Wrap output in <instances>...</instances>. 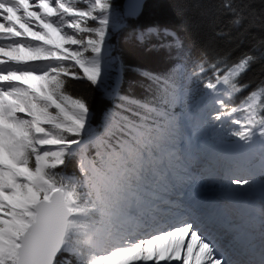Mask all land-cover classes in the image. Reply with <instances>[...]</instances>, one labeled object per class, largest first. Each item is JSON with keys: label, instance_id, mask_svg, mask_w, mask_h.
Wrapping results in <instances>:
<instances>
[{"label": "snow or ice", "instance_id": "1", "mask_svg": "<svg viewBox=\"0 0 264 264\" xmlns=\"http://www.w3.org/2000/svg\"><path fill=\"white\" fill-rule=\"evenodd\" d=\"M222 9L243 24L233 0ZM113 28L111 0H0V264H227L181 211L192 179L183 142L190 120L193 134L211 128L226 158L248 165L247 178L226 170V195L264 176V83L235 103L248 87L238 78L257 57L181 63L179 78L145 72L158 95L125 98L97 132L69 79L103 83ZM153 33L172 35L150 28L139 39ZM259 189L258 216L229 222L211 208L209 223L240 238L258 221L264 239V182ZM250 251L247 264H264V244Z\"/></svg>", "mask_w": 264, "mask_h": 264}, {"label": "trees", "instance_id": "2", "mask_svg": "<svg viewBox=\"0 0 264 264\" xmlns=\"http://www.w3.org/2000/svg\"><path fill=\"white\" fill-rule=\"evenodd\" d=\"M124 0H111L113 25L119 20ZM223 0H147L137 18L126 20L124 27L115 34L110 43L112 57L117 58L122 70V84L113 101L105 96L100 86L111 83L105 75L100 86H93L87 80L69 79V90L83 97L90 108L89 126H102L109 113H118L125 98L140 101L152 100L158 95V85L144 73L164 79L176 76L175 66L181 63L207 60L228 54L233 61L245 53H254L256 61L239 78V84L247 85L235 97L239 103L248 92L264 83V0H233L242 7L245 19L242 25L234 27L230 17L224 14ZM177 10L182 14L178 15ZM150 28L172 30L180 38L179 48L165 51L153 48L146 42H138V32ZM223 30L224 35L217 32ZM155 41V40H153ZM109 75H114L109 72ZM207 76H211L209 71ZM202 88V85H200ZM94 153V149L90 150ZM77 161L69 163L66 173L77 171Z\"/></svg>", "mask_w": 264, "mask_h": 264}, {"label": "rangeland", "instance_id": "3", "mask_svg": "<svg viewBox=\"0 0 264 264\" xmlns=\"http://www.w3.org/2000/svg\"><path fill=\"white\" fill-rule=\"evenodd\" d=\"M119 17H120V19H119V20H120V24L114 26V28L111 30V35L109 36V39H108V44H109V46H110L109 40H110V39L113 37V35H114L117 31H119V30L123 27V25H124V20H125V19L123 18L122 13L119 14ZM110 53H111V52H110V50H109V53H108L107 57L110 55ZM107 57H106V58H107ZM108 61H109L110 63H113V62H114L113 59L106 60L105 62H108ZM105 68H106V70H114V71L116 70L115 72L118 73V72H117V71H118V68L112 69L111 67H106V66H105ZM115 80H116V79H115ZM114 89H115V86H114V85L110 86L109 84H106V85H104V86H101V90H102L105 94H110L111 91L114 90ZM179 105H180V104H179ZM181 111H182V106L180 105V113H181ZM176 113H179V112H176ZM90 128L98 132L97 127H90ZM185 135H186V139H185L184 142H183V148H184V150H185L187 153L190 154V159H189V161H193L195 157L193 156L194 152H191V151H189V150L186 148V146H185V145H187L186 142H188V141H193V140H195V139H197V140H201V141H203V142H205V143H209V144H210V142H215V133L213 132V130H212L211 128H205V129L202 130L200 133H198V134H193V129H192L191 121H190V120H188V121L186 122ZM189 137H190V139H188ZM188 167H189V165H188ZM201 168H202V166H200L196 171L191 170L192 167H189V168H188L190 174L194 171V174H195V175H200V176H198V177H199V178H198L199 183H198V181H196V176H195V178H194L192 181H189V182H188V189H187V191H192V190H195V189H202V188H204V186H206V185H210V184H212V183H216L217 185H220V186H223V185H225V184L227 183L226 178H225V172H224V173L222 172V173H213V174H211V173H212L211 171L204 172L205 168H203L202 170H200ZM198 170H200L199 173H198ZM227 170H230V172L233 173V174H235V175H238V176H241V177H245V178H247V173H245V171H244L243 169H242V170L238 169V166H236V165L227 168ZM211 177H212V178L216 177V178H215V180L212 181V182H203V181H201V180H208V179H210ZM256 180H257V184H256V185H253V186L251 187V189H257V190H258V189H259V184H260L261 182H264V180H261V179H258V178H256ZM232 188L236 189L237 186H236V185H232ZM248 188H249L248 186H245L244 189H248ZM259 190H260V189H259ZM173 264H177V262H173Z\"/></svg>", "mask_w": 264, "mask_h": 264}, {"label": "water", "instance_id": "4", "mask_svg": "<svg viewBox=\"0 0 264 264\" xmlns=\"http://www.w3.org/2000/svg\"><path fill=\"white\" fill-rule=\"evenodd\" d=\"M147 0H124L122 4L124 17L127 19L136 18L142 11ZM120 83V78L117 79Z\"/></svg>", "mask_w": 264, "mask_h": 264}, {"label": "bare ground", "instance_id": "5", "mask_svg": "<svg viewBox=\"0 0 264 264\" xmlns=\"http://www.w3.org/2000/svg\"><path fill=\"white\" fill-rule=\"evenodd\" d=\"M212 190H213V187L209 186L206 192H207V193H208V192H212Z\"/></svg>", "mask_w": 264, "mask_h": 264}]
</instances>
